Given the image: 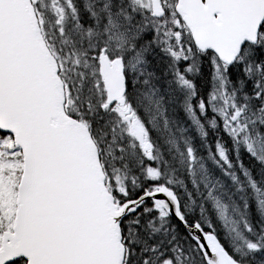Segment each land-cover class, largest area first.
Returning <instances> with one entry per match:
<instances>
[{
    "label": "snow or ice",
    "instance_id": "1",
    "mask_svg": "<svg viewBox=\"0 0 264 264\" xmlns=\"http://www.w3.org/2000/svg\"><path fill=\"white\" fill-rule=\"evenodd\" d=\"M0 264H264V0H0Z\"/></svg>",
    "mask_w": 264,
    "mask_h": 264
}]
</instances>
